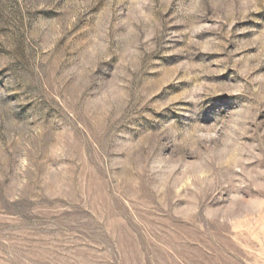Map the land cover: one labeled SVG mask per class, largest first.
<instances>
[{"label":"rangeland","instance_id":"374dc122","mask_svg":"<svg viewBox=\"0 0 264 264\" xmlns=\"http://www.w3.org/2000/svg\"><path fill=\"white\" fill-rule=\"evenodd\" d=\"M0 264H264V0H0Z\"/></svg>","mask_w":264,"mask_h":264}]
</instances>
